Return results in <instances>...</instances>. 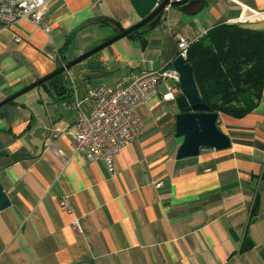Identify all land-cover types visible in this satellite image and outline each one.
Here are the masks:
<instances>
[{
	"label": "crops",
	"instance_id": "1",
	"mask_svg": "<svg viewBox=\"0 0 264 264\" xmlns=\"http://www.w3.org/2000/svg\"><path fill=\"white\" fill-rule=\"evenodd\" d=\"M255 13L264 0H204L193 15L169 8L142 37L146 47L124 37L64 72V90L47 82L2 105L0 184L12 205L0 213V264H264V86L250 114H219L232 142L225 150L177 157L180 110L163 98L165 82L141 107L145 132L117 154L113 172L75 153L66 135L80 115L76 101L90 112L100 88L173 68L181 37L196 40L221 23L264 30ZM242 14L249 19L238 23ZM97 18L125 29L140 21L131 0H52L49 32L30 21L0 30V103L58 70L68 41L72 62L116 36L89 24Z\"/></svg>",
	"mask_w": 264,
	"mask_h": 264
},
{
	"label": "built area",
	"instance_id": "2",
	"mask_svg": "<svg viewBox=\"0 0 264 264\" xmlns=\"http://www.w3.org/2000/svg\"><path fill=\"white\" fill-rule=\"evenodd\" d=\"M51 1L0 0V30L22 21H30L49 32L51 26L44 22V15ZM252 17L264 19V13H255ZM248 19V16L242 14L237 21L244 23ZM193 41L181 37L178 41V56L187 59ZM179 79V73L174 68L153 70L114 87L100 88L92 94L93 105L90 112L81 110V104L76 101L74 107L80 111L76 128L66 133L74 152L84 153L92 162H104L113 172L117 154L145 132V124L140 116L141 107L159 95L161 82H165L168 91L163 98L175 99L176 94L181 92ZM168 81L174 84H169ZM58 154L61 155L60 152ZM67 204L64 199L62 205ZM75 226L77 227V223Z\"/></svg>",
	"mask_w": 264,
	"mask_h": 264
},
{
	"label": "trees",
	"instance_id": "3",
	"mask_svg": "<svg viewBox=\"0 0 264 264\" xmlns=\"http://www.w3.org/2000/svg\"><path fill=\"white\" fill-rule=\"evenodd\" d=\"M69 42L58 55V70L70 63L65 58ZM187 61L202 103L210 112L240 119L258 107L264 86V30L217 24L193 41ZM61 78L57 75L48 84L58 88ZM59 90L64 88L59 86Z\"/></svg>",
	"mask_w": 264,
	"mask_h": 264
},
{
	"label": "water",
	"instance_id": "4",
	"mask_svg": "<svg viewBox=\"0 0 264 264\" xmlns=\"http://www.w3.org/2000/svg\"><path fill=\"white\" fill-rule=\"evenodd\" d=\"M131 2L140 18L136 25L125 29L119 22L108 18H97L90 21L89 24H105L112 27L116 36L104 42L92 52L70 62L46 78L1 102L0 107L33 88L47 83L53 77L63 75L72 66L124 37L142 38L145 34L162 26L167 19L169 8H178L184 13L193 15L204 6V0H131ZM193 5L198 7V10L189 12L188 8ZM140 43L143 47H146L147 40L142 38ZM173 68L179 73V86L181 89L180 94L176 96L180 113L176 116L175 135L176 138L183 139V142L178 150L177 157L179 159L196 157L205 148L216 151L229 149L232 144L231 139L219 128V114L210 112L208 107L202 103L195 83L193 68L187 59L178 56L173 62ZM11 205L12 202L8 193L0 184V213L10 208Z\"/></svg>",
	"mask_w": 264,
	"mask_h": 264
},
{
	"label": "rangeland",
	"instance_id": "5",
	"mask_svg": "<svg viewBox=\"0 0 264 264\" xmlns=\"http://www.w3.org/2000/svg\"><path fill=\"white\" fill-rule=\"evenodd\" d=\"M224 118H225V116H221V117H220V120H221V121H223V120H224Z\"/></svg>",
	"mask_w": 264,
	"mask_h": 264
}]
</instances>
